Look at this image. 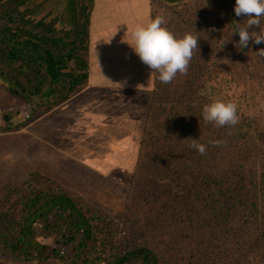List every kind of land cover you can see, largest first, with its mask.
Instances as JSON below:
<instances>
[{
	"label": "trees",
	"instance_id": "16d2710c",
	"mask_svg": "<svg viewBox=\"0 0 264 264\" xmlns=\"http://www.w3.org/2000/svg\"><path fill=\"white\" fill-rule=\"evenodd\" d=\"M30 1L0 0V81L30 107L27 116L2 113L1 132L66 102L89 80L92 9L81 3L75 26L61 27L60 15L37 18L40 4ZM202 1V30L196 13L188 19L173 10L188 2L158 0L152 8V18L163 15L177 36L199 37V47L186 75L162 84L155 72L131 216L125 211L117 223L59 186L17 185L0 199V253L68 264H161L167 249V264H264V57L257 53L264 42L237 47L233 31L247 17L236 16V0ZM231 89L242 91L234 97ZM213 98L237 104L235 126L204 120L203 105ZM191 138L206 145L205 154L189 147ZM38 234L52 238L50 254Z\"/></svg>",
	"mask_w": 264,
	"mask_h": 264
},
{
	"label": "rangeland",
	"instance_id": "374dc122",
	"mask_svg": "<svg viewBox=\"0 0 264 264\" xmlns=\"http://www.w3.org/2000/svg\"><path fill=\"white\" fill-rule=\"evenodd\" d=\"M157 1H30L31 6L40 4L35 13L37 18L60 15L61 27L75 26L81 3L86 9L96 8L98 20L94 39L98 47H105L107 62L104 60V64H98L95 81L99 84V80L101 83L105 79V85L87 83L84 91L52 109L36 113L19 129L0 131V199L7 196L9 188L17 185L26 190L30 185L49 184L100 207L114 216L117 223L125 219V211L127 217L131 216L133 212L127 206L132 198L131 189L155 86V72L141 62L126 41L132 42L131 32L137 23L152 18L150 10L152 12V8L157 7ZM186 2L190 7L180 6L173 10L185 12L188 19L189 11L196 13L202 30L207 13L200 8L205 2L165 3L183 5ZM161 9L172 11L170 8ZM133 80L139 86L135 90L128 86ZM241 91L231 89L229 94L236 97ZM29 110L30 107L12 96L0 81V115L13 111L27 116ZM37 236L47 244L45 252L50 254L54 245L52 238L42 234ZM68 256L73 258L72 250ZM0 264L68 263L55 256L27 261L0 253ZM161 264H167V249Z\"/></svg>",
	"mask_w": 264,
	"mask_h": 264
},
{
	"label": "clouds",
	"instance_id": "9594fccd",
	"mask_svg": "<svg viewBox=\"0 0 264 264\" xmlns=\"http://www.w3.org/2000/svg\"><path fill=\"white\" fill-rule=\"evenodd\" d=\"M234 11L238 17H247L244 19L245 23L235 25L233 33L239 35L237 47L247 48L250 41L255 44L264 42V0H236ZM131 37L132 42H126L151 72L158 73L157 78L162 84L171 83L177 73L186 75L193 51L199 47V37L191 33L177 36L167 27L163 15H156L145 23H137ZM257 53L264 57V48L259 49ZM202 114L205 121L218 127L235 126L239 121L237 104L224 99H211L203 105ZM207 143L219 145L221 141L209 140ZM189 147L201 155L207 150L206 145L195 138H191Z\"/></svg>",
	"mask_w": 264,
	"mask_h": 264
},
{
	"label": "crops",
	"instance_id": "0c3cea01",
	"mask_svg": "<svg viewBox=\"0 0 264 264\" xmlns=\"http://www.w3.org/2000/svg\"><path fill=\"white\" fill-rule=\"evenodd\" d=\"M96 12H97L96 8H94V9L92 8L91 16H90V57H89L90 69H89L88 83L90 85H99L102 87V85H105V82H104L105 79H103V82L101 81V83L99 80V84H96L97 80L95 81V78L98 77L97 76L98 75V64H102V63L104 64V60H105V62H107V59L104 55V54H106L105 47L99 46L100 47L99 48L97 43H95V39H94L95 23L98 20V18L96 17V14H95ZM150 16H151V10H150ZM112 48H114V47H112ZM115 50H116V48H114V51ZM100 55H103V56H100ZM112 59H111V62L113 61ZM111 68H112V66H111ZM133 81L128 86L135 90L139 86L137 84H135L136 83L135 81L134 82ZM82 91H84V90H82Z\"/></svg>",
	"mask_w": 264,
	"mask_h": 264
},
{
	"label": "water",
	"instance_id": "95a60500",
	"mask_svg": "<svg viewBox=\"0 0 264 264\" xmlns=\"http://www.w3.org/2000/svg\"><path fill=\"white\" fill-rule=\"evenodd\" d=\"M163 1H165V2H167V3H171V4H178V3H180V2H182V1H184V0H174V1H172V0H163Z\"/></svg>",
	"mask_w": 264,
	"mask_h": 264
},
{
	"label": "bare ground",
	"instance_id": "6f19581e",
	"mask_svg": "<svg viewBox=\"0 0 264 264\" xmlns=\"http://www.w3.org/2000/svg\"><path fill=\"white\" fill-rule=\"evenodd\" d=\"M134 82V81H133Z\"/></svg>",
	"mask_w": 264,
	"mask_h": 264
}]
</instances>
